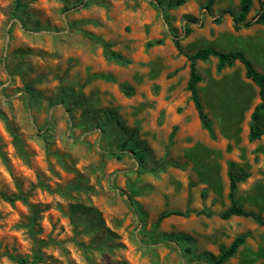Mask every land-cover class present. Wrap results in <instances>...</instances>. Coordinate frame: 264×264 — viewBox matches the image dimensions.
<instances>
[{
	"label": "rangeland",
	"instance_id": "rangeland-1",
	"mask_svg": "<svg viewBox=\"0 0 264 264\" xmlns=\"http://www.w3.org/2000/svg\"><path fill=\"white\" fill-rule=\"evenodd\" d=\"M175 1L0 0V192L25 197L0 198V264H209L242 233L221 264H264V224L218 216L233 161L249 174L235 197L264 217L254 90L197 61L211 136L186 89V54L234 49L214 18L238 0Z\"/></svg>",
	"mask_w": 264,
	"mask_h": 264
},
{
	"label": "trees",
	"instance_id": "trees-1",
	"mask_svg": "<svg viewBox=\"0 0 264 264\" xmlns=\"http://www.w3.org/2000/svg\"><path fill=\"white\" fill-rule=\"evenodd\" d=\"M159 2V0H158ZM182 0H176L175 4H180ZM214 0H206L204 3V8L207 10L210 9ZM259 2V10L256 14V17L250 21L246 20V15L250 9L251 1L250 0H239V9L236 13H232L229 10H225L223 12H228L232 15L233 20V28L239 29L243 26H248L252 23H259L264 25V0H258ZM160 3V2H159ZM222 12V13H223ZM215 22H219V16L214 18ZM188 30H185L187 33ZM161 40L158 39L155 42L159 43ZM174 41V46L178 51H181L180 45L176 39ZM112 56H118L116 53H111ZM209 56H215L217 58V62L215 68L217 71L222 70L225 67H229L233 65L235 60L240 61L245 69V77L250 79L257 87L260 101L256 103L250 113L249 123H248V135L247 138L249 141H254L261 136L264 135V74L257 71L249 59L245 57V55L241 51L237 50H228L221 51L217 50L214 47L206 46L197 49L195 52L186 54V57L189 61V76L186 82V89L190 94V100L193 103L194 109L197 112L198 119L200 121V125L203 129H205L211 136L213 135L211 122L204 112L202 104L199 100L196 84L201 79L197 69H196V60H206ZM226 175L229 181V206L221 211L218 216L222 219H227L232 215L245 216L250 217L257 224H264V218L262 215L247 210L243 207L240 201L235 197V189L239 182L244 181L248 177V172L243 167L239 166L233 161H228L226 166ZM0 198L13 203L17 199L24 200L25 197L21 194H6L4 192H0ZM191 211L189 209H185L184 211L180 210H170L167 212H163L158 216L157 220H160L169 215H179V216H187ZM195 214H203L205 216H210L211 212L207 210H201L194 212ZM246 234L242 233L237 235L231 243L220 251L219 255L209 262V264H221L227 258L233 255L235 250L239 245H241L245 238ZM10 258L16 261L19 264H36L37 261L40 260V256H36L30 260L27 258L17 257L15 255H10Z\"/></svg>",
	"mask_w": 264,
	"mask_h": 264
},
{
	"label": "crops",
	"instance_id": "crops-1",
	"mask_svg": "<svg viewBox=\"0 0 264 264\" xmlns=\"http://www.w3.org/2000/svg\"><path fill=\"white\" fill-rule=\"evenodd\" d=\"M250 1H251V5L253 7L255 6V8L257 9V11L255 13H253L249 9V11H248V13L246 15V20L252 21L256 17V14H257V12L259 10V2H258V0H250ZM251 5H250V7H251ZM237 6H239V0L237 1ZM238 9L239 8H237L236 10L238 11ZM225 10H228V9L225 8V9H223L221 11V17L222 18H221L220 22L221 23L230 22L231 23V28L230 29H226V30H222L219 27L217 29L216 35L217 36L223 35V37H224L223 44H227V42H229V44H231L232 48H234V49H230V50L241 51L245 55V57L250 60V62L252 63L253 67L257 71H259L262 74H264V25L259 24V23H252V24H250L248 26H243V27H241L239 29H234L233 28L232 15L229 14L228 12H223ZM211 47H213V46H211ZM215 49H217V48H215ZM217 50H220V49H217ZM221 51H228V50H221ZM209 57H212V60H213V62L216 65L217 58L215 56H209ZM197 61L201 62L200 59L196 60V63H197ZM229 67H233V68L237 67V68H239L240 69V73H241V78H242L243 82L249 84L250 87L254 90V95H253V98L251 100V104H250L249 111H248V116H247V120H248L247 121V131H248V123H249L250 113H251L254 105L260 101L259 94H258V87L250 79L245 77V69H244L243 64L240 61L235 60L233 65H231ZM247 135H248V132H247ZM261 137H264V135L261 136ZM260 138H258V139H260ZM258 139H256V140H258ZM239 166H241V165H239ZM228 183H229V181H228ZM228 206H229V204H228ZM230 217H238V215H232Z\"/></svg>",
	"mask_w": 264,
	"mask_h": 264
}]
</instances>
